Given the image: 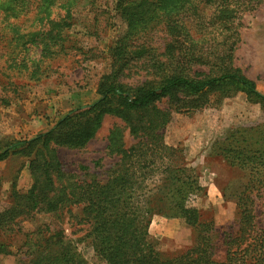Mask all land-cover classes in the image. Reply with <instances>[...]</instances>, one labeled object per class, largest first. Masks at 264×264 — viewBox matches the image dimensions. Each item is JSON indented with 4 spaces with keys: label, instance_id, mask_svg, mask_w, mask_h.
<instances>
[{
    "label": "trees",
    "instance_id": "1",
    "mask_svg": "<svg viewBox=\"0 0 264 264\" xmlns=\"http://www.w3.org/2000/svg\"><path fill=\"white\" fill-rule=\"evenodd\" d=\"M204 1L212 16L200 25L211 32L208 39H194L184 20L197 14L198 4ZM58 5V0H0V16L13 31L5 62L11 72L26 71L29 80L37 81L48 76L58 56L68 54L72 15L70 9L54 14ZM113 5L126 31L110 48L111 71L98 83L99 98L66 112L50 129L30 139L0 144V162L14 155L26 158L32 179L27 192L13 191V202L0 211V231H10L18 217L32 212L57 213L82 204L96 264H264V123L236 129L213 143L217 156L246 175L235 198L237 232L228 236L225 260L219 262L213 258L212 222L201 221L198 209L191 205L203 195V188L195 169L182 162L180 150L164 144L162 130L170 112L158 107L168 99L175 110H193L215 92L223 97L244 92L249 101L264 106V95L255 82L233 66L240 19L254 10V1L113 0ZM20 18L29 22L25 29L12 23ZM159 23L171 35L162 54L165 61L134 45L137 36ZM30 45L39 50L32 66L26 59ZM142 57L151 62L155 73L162 74L158 83L122 84L120 78L130 62ZM201 67L206 70L200 71ZM106 115L124 125L113 126L107 136V155L117 157L108 181H68L56 148H83ZM125 128L136 140L129 148L123 143ZM256 207L262 209L261 223L255 221ZM155 215L180 219L192 227L193 245L175 255L161 254L148 233ZM63 238L60 227L44 225L33 233L24 232L19 251L31 256L28 264H84L76 244ZM7 252V245L0 242V254Z\"/></svg>",
    "mask_w": 264,
    "mask_h": 264
},
{
    "label": "rangeland",
    "instance_id": "2",
    "mask_svg": "<svg viewBox=\"0 0 264 264\" xmlns=\"http://www.w3.org/2000/svg\"><path fill=\"white\" fill-rule=\"evenodd\" d=\"M253 1L254 10L243 13L240 19V41L233 54V66L254 81L257 90L264 95V0ZM58 4L54 14L62 15L70 9L72 15L68 30L71 48L66 56H58L52 63L47 77L37 81L29 80L26 71L19 75L16 70L11 72L6 68V54L13 31L5 26L0 16L1 145L30 139L50 129L66 112L97 100L98 83L111 71L110 48L126 31V24L114 10L113 0H58ZM211 16L212 10L204 1L198 4L197 14L184 20L194 39H208L211 30L202 29L200 24ZM26 19L20 18L12 23L23 29L29 25ZM170 38L164 24L159 23L137 36L134 45L146 48L157 60L165 61L162 54ZM222 39L218 37L219 41ZM28 49L27 65L32 66L31 61L38 57L39 50L32 45ZM164 70L170 72L169 68ZM199 70L206 69L201 67ZM124 73L120 82L127 87L157 84L162 76L154 72L151 62L144 57L130 62ZM172 105L168 99L158 103L159 108L170 112V120L162 130L163 141L165 145L180 150L182 162L197 173L203 195L194 198L191 205L198 209L201 221L212 222L213 258L223 262L227 251L225 242L228 236H235L237 232L235 198L237 187L245 182L246 175L229 167L217 156L213 143L222 141L236 129H249L264 123V106L249 101L244 92L224 97L219 92L210 93L208 101L193 110H175ZM115 125L124 127L121 120L106 115L95 136L83 148H56L68 181L89 183L96 180L101 184L108 181V171L117 157L107 155V136ZM122 136L125 148L136 142L126 128ZM31 184L26 158L14 155L1 161L0 211L13 202V191L26 193ZM82 208V204L69 205L57 213L32 212L29 216L18 217L10 231H0V242L7 245L8 251L0 254V264H28L31 256L19 251L24 232L33 233L49 224L52 228L62 229L63 241L76 244L85 259L84 264H96L86 237L90 226L82 220ZM262 214V209L256 207L257 223L262 222ZM148 233L156 249L169 256L190 248L196 236L194 229L182 220L158 215L152 217Z\"/></svg>",
    "mask_w": 264,
    "mask_h": 264
}]
</instances>
